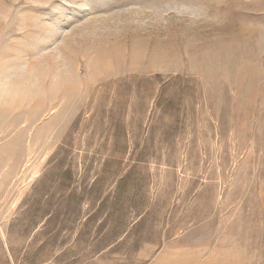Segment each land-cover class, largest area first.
<instances>
[{
    "label": "rangeland",
    "instance_id": "374dc122",
    "mask_svg": "<svg viewBox=\"0 0 264 264\" xmlns=\"http://www.w3.org/2000/svg\"><path fill=\"white\" fill-rule=\"evenodd\" d=\"M0 264H264V0H0Z\"/></svg>",
    "mask_w": 264,
    "mask_h": 264
},
{
    "label": "bare ground",
    "instance_id": "6f19581e",
    "mask_svg": "<svg viewBox=\"0 0 264 264\" xmlns=\"http://www.w3.org/2000/svg\"><path fill=\"white\" fill-rule=\"evenodd\" d=\"M37 80H38V79H37ZM39 80H41V79H39ZM6 90H7V89H6ZM30 91H32V90H30ZM30 91L27 92V94H25L26 97H27V95H28V97H29V93H30V96L32 95V94H31L32 92H30ZM13 92H15V91L13 90ZM17 93H18V91H17ZM19 93H20V92H19ZM19 93H18V94H19ZM2 94H3V93H2ZM21 94H22V93H20V95H21ZM13 95H15V94H13ZM25 96L23 95V97H25Z\"/></svg>",
    "mask_w": 264,
    "mask_h": 264
}]
</instances>
